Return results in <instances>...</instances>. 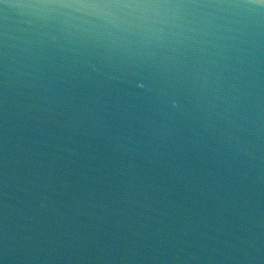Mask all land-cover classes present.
Returning a JSON list of instances; mask_svg holds the SVG:
<instances>
[{"label": "water", "instance_id": "obj_1", "mask_svg": "<svg viewBox=\"0 0 264 264\" xmlns=\"http://www.w3.org/2000/svg\"><path fill=\"white\" fill-rule=\"evenodd\" d=\"M0 264H264V0H0Z\"/></svg>", "mask_w": 264, "mask_h": 264}]
</instances>
